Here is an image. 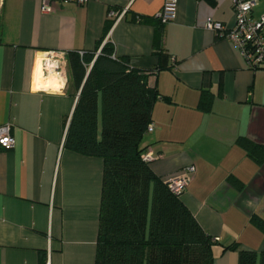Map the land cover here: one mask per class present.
<instances>
[{"label": "crops", "instance_id": "0c3cea01", "mask_svg": "<svg viewBox=\"0 0 264 264\" xmlns=\"http://www.w3.org/2000/svg\"><path fill=\"white\" fill-rule=\"evenodd\" d=\"M164 1L53 0L44 9V0H0V126L8 123L15 141L0 147V264L95 262L103 161L64 148L76 98L38 71L48 51L97 54L106 42L150 72L147 84L162 96L141 141L153 172L167 179L196 167L180 199L214 241L212 264H238L239 248L264 250V164L237 142L264 145V68L248 69L205 27L207 19L233 25L230 0H177L163 26L175 62L157 70L152 22ZM256 3L259 19L264 0Z\"/></svg>", "mask_w": 264, "mask_h": 264}, {"label": "trees", "instance_id": "16d2710c", "mask_svg": "<svg viewBox=\"0 0 264 264\" xmlns=\"http://www.w3.org/2000/svg\"><path fill=\"white\" fill-rule=\"evenodd\" d=\"M132 20L149 21L135 15ZM152 23L157 70L170 67L175 60L164 49V24L156 17ZM66 62L67 92L76 101L64 148L103 161L94 264H212V237L142 157L147 149L141 141L152 124L154 104L162 98L147 84L150 72L114 56L108 42L97 54L68 52ZM237 142L264 164V145L243 137ZM238 264H264V250L239 248Z\"/></svg>", "mask_w": 264, "mask_h": 264}, {"label": "built area", "instance_id": "2783aa9c", "mask_svg": "<svg viewBox=\"0 0 264 264\" xmlns=\"http://www.w3.org/2000/svg\"><path fill=\"white\" fill-rule=\"evenodd\" d=\"M53 0H44V9H49ZM64 2L75 1L83 3L85 0H62ZM234 23L227 27L224 23L207 19L205 27L214 31L216 34L229 40L243 57L246 67L250 70H256L264 67V16L259 19L252 17V10L256 6V0H230ZM177 0H165L162 9L155 16L161 23L166 24L176 16ZM122 13L109 11L108 16L116 19L122 17ZM83 52H79L81 55ZM172 61L173 58H172ZM42 62V78H56L60 80L63 86L67 83V62L66 53L61 51H48ZM153 129L152 124L147 127V132ZM14 138L11 135L10 125L0 126V147L4 150L11 149L14 146ZM145 161L153 159L150 150L143 154ZM196 172L195 165H188L182 168L175 175L165 179L168 189L177 195H180Z\"/></svg>", "mask_w": 264, "mask_h": 264}, {"label": "bare ground", "instance_id": "6f19581e", "mask_svg": "<svg viewBox=\"0 0 264 264\" xmlns=\"http://www.w3.org/2000/svg\"><path fill=\"white\" fill-rule=\"evenodd\" d=\"M38 72L40 73L39 75L42 77V62H41V60H40V66H39V71ZM60 83H61L60 80H58L56 82L50 81L49 85H55V84H60Z\"/></svg>", "mask_w": 264, "mask_h": 264}]
</instances>
